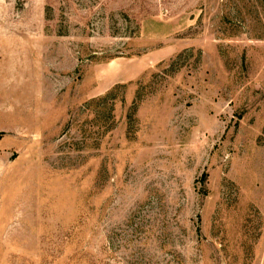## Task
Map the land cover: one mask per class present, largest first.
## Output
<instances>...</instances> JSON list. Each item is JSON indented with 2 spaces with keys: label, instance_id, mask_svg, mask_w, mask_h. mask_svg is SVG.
Here are the masks:
<instances>
[{
  "label": "rangeland",
  "instance_id": "obj_1",
  "mask_svg": "<svg viewBox=\"0 0 264 264\" xmlns=\"http://www.w3.org/2000/svg\"><path fill=\"white\" fill-rule=\"evenodd\" d=\"M0 264H264V0H0Z\"/></svg>",
  "mask_w": 264,
  "mask_h": 264
}]
</instances>
